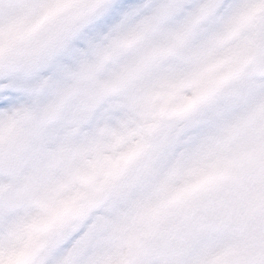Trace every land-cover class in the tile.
Wrapping results in <instances>:
<instances>
[{
    "label": "snow or ice",
    "instance_id": "1",
    "mask_svg": "<svg viewBox=\"0 0 264 264\" xmlns=\"http://www.w3.org/2000/svg\"><path fill=\"white\" fill-rule=\"evenodd\" d=\"M0 264H264V0H0Z\"/></svg>",
    "mask_w": 264,
    "mask_h": 264
}]
</instances>
